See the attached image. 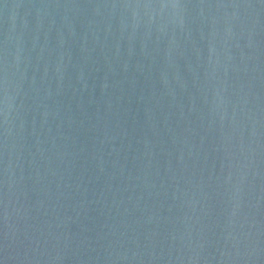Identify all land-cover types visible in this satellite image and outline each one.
Returning <instances> with one entry per match:
<instances>
[{
    "label": "water",
    "instance_id": "1",
    "mask_svg": "<svg viewBox=\"0 0 264 264\" xmlns=\"http://www.w3.org/2000/svg\"><path fill=\"white\" fill-rule=\"evenodd\" d=\"M0 264H264V0H0Z\"/></svg>",
    "mask_w": 264,
    "mask_h": 264
}]
</instances>
